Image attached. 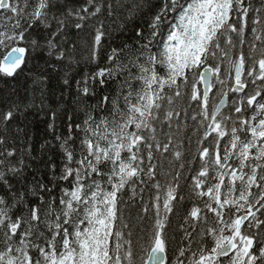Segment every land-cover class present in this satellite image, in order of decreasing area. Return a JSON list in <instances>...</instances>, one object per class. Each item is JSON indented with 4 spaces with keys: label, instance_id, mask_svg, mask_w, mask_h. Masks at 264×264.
Masks as SVG:
<instances>
[{
    "label": "snow or ice",
    "instance_id": "snow-or-ice-1",
    "mask_svg": "<svg viewBox=\"0 0 264 264\" xmlns=\"http://www.w3.org/2000/svg\"><path fill=\"white\" fill-rule=\"evenodd\" d=\"M117 20L132 39L106 45ZM22 78L0 93V264H264V0H0V85Z\"/></svg>",
    "mask_w": 264,
    "mask_h": 264
},
{
    "label": "trees",
    "instance_id": "trees-1",
    "mask_svg": "<svg viewBox=\"0 0 264 264\" xmlns=\"http://www.w3.org/2000/svg\"><path fill=\"white\" fill-rule=\"evenodd\" d=\"M120 21H116L115 24H111V29L109 31V36L106 38L105 43L106 45L110 44L113 46H119L125 41H131L133 32V23H127L126 25V30H121L118 25ZM108 22H106L107 26ZM90 67V66H89ZM89 70L88 67H85V65L82 63L81 65V71H87ZM29 82H27L24 78L20 80L15 85H0V93H8L11 91L13 87L17 89V91L20 93V95L24 94V90L28 87ZM50 88L52 91H50L47 94V100L46 104H51L53 106H56L59 103V83L57 80V77L53 75ZM55 93V94H53ZM68 108H71V102H68ZM64 109H61L60 111L57 112V119H56V126L57 130L59 131L64 124V121L66 119L64 115ZM45 113H48L46 115ZM21 120L27 125V130L28 132L34 137L35 141L37 144L43 139L48 136L50 138V135L46 132L47 124L51 120V115H50V110L49 108H45L44 111H40L39 108L37 107L36 110L30 111L29 113L26 114V117H21ZM191 131V130H189ZM52 156L53 159L55 160L56 163H59L58 156L55 152V149L52 150ZM44 159H47V156L44 157ZM34 165L36 168L40 169L41 171L43 170V166L40 161H35ZM135 237H134V251L137 253L138 257H144L145 260L147 258V251L142 250L141 246L137 243H135Z\"/></svg>",
    "mask_w": 264,
    "mask_h": 264
}]
</instances>
